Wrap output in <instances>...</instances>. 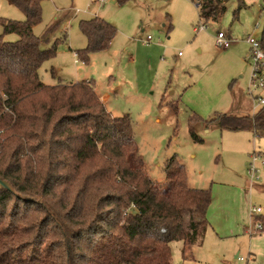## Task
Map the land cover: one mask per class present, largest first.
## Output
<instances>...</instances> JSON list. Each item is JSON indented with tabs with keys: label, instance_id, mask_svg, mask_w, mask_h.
I'll return each instance as SVG.
<instances>
[{
	"label": "trees",
	"instance_id": "trees-1",
	"mask_svg": "<svg viewBox=\"0 0 264 264\" xmlns=\"http://www.w3.org/2000/svg\"><path fill=\"white\" fill-rule=\"evenodd\" d=\"M6 1L24 19H0V178L13 191L0 189V264H171L174 242L186 260L209 227L210 189L190 188L176 157L164 164L165 184L155 185L143 171L129 116L113 117L93 81L43 84L38 72L55 57L57 41L45 49L47 37L33 34L42 0ZM191 1L207 24L220 21L229 0ZM78 28L86 40L76 51L83 64L116 34L98 17ZM259 41L264 49V29ZM202 121L188 118L194 141ZM205 123L262 135L264 106Z\"/></svg>",
	"mask_w": 264,
	"mask_h": 264
},
{
	"label": "rangeland",
	"instance_id": "rangeland-1",
	"mask_svg": "<svg viewBox=\"0 0 264 264\" xmlns=\"http://www.w3.org/2000/svg\"><path fill=\"white\" fill-rule=\"evenodd\" d=\"M262 3L244 0L239 7L235 0H229L220 21L204 24L206 30L197 32L203 22L191 0H133L124 5L115 0L102 4L93 0L41 2V21L33 34L40 39L47 37L45 49L57 41L55 57L39 69L42 83L54 86L93 81L97 95L109 97L105 107L113 117L129 116L148 178L163 186L164 164L176 157L185 167L190 188L211 191L209 227L245 236L244 241L224 239L229 244L223 250L210 247L204 239L186 260L181 256V243H171V264H252L247 240L260 235L255 225L264 217V199L254 188L246 196L242 189L264 184L262 169L258 180H251L247 171L253 152L264 156V135L223 132L214 124H207L206 134L204 124H197L195 135L200 140L194 141L187 119L192 113L206 121L229 111L235 116L246 115L252 99L248 87L253 62L245 39H260L264 29ZM95 16L115 28V37L106 51L92 54L86 64H75L74 52L86 46L79 22ZM0 19L23 21L24 16L6 0H0ZM166 20L171 24L168 32ZM218 32L229 34L232 41L227 48L216 45ZM147 37L151 41L144 44ZM4 39L16 41L17 37L7 35ZM259 95L264 92L253 93ZM176 101L178 114L172 106ZM237 103L243 104L241 108ZM247 113L252 114L251 110ZM251 207L260 208V215L252 216ZM253 245L250 252L254 264H264L262 251ZM237 253L238 259H234Z\"/></svg>",
	"mask_w": 264,
	"mask_h": 264
},
{
	"label": "built area",
	"instance_id": "built-area-1",
	"mask_svg": "<svg viewBox=\"0 0 264 264\" xmlns=\"http://www.w3.org/2000/svg\"><path fill=\"white\" fill-rule=\"evenodd\" d=\"M102 4L105 3L106 0H93ZM206 30V26L202 23L200 26L196 28L195 31H204ZM151 41L150 37L144 41V44H149ZM245 42L248 44L251 51V59L253 62V70L250 76V83L248 87L249 95L252 97L251 102L253 109L257 110L264 106V95L253 96L255 91L264 92V49L262 48L260 41L254 39L252 36H249L245 39ZM215 43L217 46L222 48H227L229 45V40L225 37V35L221 32L217 33L215 37ZM75 62H80L77 55L74 54ZM258 164V165H257ZM259 168L264 171V158L259 154L252 153L251 155V163L248 165V174L251 180L259 179ZM260 208L251 207L250 214L252 216L260 214ZM255 231L257 233L264 232V225L261 223H257L255 225Z\"/></svg>",
	"mask_w": 264,
	"mask_h": 264
},
{
	"label": "crops",
	"instance_id": "crops-1",
	"mask_svg": "<svg viewBox=\"0 0 264 264\" xmlns=\"http://www.w3.org/2000/svg\"><path fill=\"white\" fill-rule=\"evenodd\" d=\"M131 1H133V0H130L129 2H131ZM195 9H196V7H195ZM198 14V13H197ZM168 16V15H167ZM96 17V16H95ZM89 18H92V17H89ZM89 18H87V19H89ZM98 18H100V17H98ZM102 19V18H101ZM104 20V19H103ZM168 21L169 20H166V24L164 25L165 27H166V30H167V32L168 31H170V29L168 30V25L170 24V23H168ZM108 23V22H107ZM171 25V24H170ZM219 33V32H218ZM224 34V33H223ZM225 35V37L229 40V42L230 41H232L231 39H230V37H229V34H224ZM115 37V36H114ZM114 39V38H113ZM231 43V42H230ZM111 45V44H110ZM110 47V46H109ZM108 47V48H109ZM74 54H76V52H74ZM74 54H73V57H74ZM74 63L75 64H77L76 62H75V57H74ZM78 63H80V64H83V63H81V62H78ZM86 81V80H85ZM76 83V82H75ZM99 97H100V100H101V102L104 104V106H106L107 105V103H108V101H109V97L107 96V95H103V96H101V95H98ZM178 103H177V101H176V103L174 104L175 105V107L176 106H178L177 105ZM232 106H234V104H231ZM236 105H239L238 103L236 104ZM243 105V104H242ZM242 105H239L238 107H240L241 108V106ZM232 106H231V109L230 110H232L233 108H232ZM249 110H251V112H252V114L253 113H255L256 112V110L255 109H253V106H252V102L251 103H248L247 104V111H246V115H251V114H248L247 112H249ZM175 111V114H178V107H176V110H174ZM231 111H229V112H226V113H222V114H229V115H231V113H230ZM191 115H196V114H194V113H192V114H190L189 116H188V118L191 116ZM218 115H220V114H218ZM196 116H198V115H196ZM217 116V115H216ZM243 116H245V115H243ZM199 117V116H198ZM202 119V118H201ZM203 120V119H202ZM187 121H188V119H187ZM204 121V122H203ZM200 124H204V128H203V131H204V133H208L209 132V128H207L206 126H207V124L205 123L206 122V120H203ZM223 132H226V131H223ZM245 132H251V133H253L254 134V132L253 131H245ZM262 135H264V134H262ZM254 153V152H253ZM252 155V154H251ZM262 157L264 158V156L262 155ZM252 184H250V186L248 185L247 186V188L246 189H242V190H244V195L246 196V195H249L252 191H251V188H254V190L255 191H257L258 193H261V197L264 199V184L263 185H252ZM249 192V193H248ZM245 196H244V200H243V207H244V209L246 208V206H245V204H246V198H245ZM250 197V196H249ZM211 202H212V195H211ZM261 213V212H260ZM258 215H260V214H258ZM207 216H208V211H207ZM207 220H208V217H207ZM209 221V220H208ZM227 224V223H226ZM232 224V223H231ZM230 224V225H231ZM210 225V224H209ZM228 225V224H227ZM233 225V224H232ZM225 232H227V231H225ZM220 233V231H218V229H217V227H213V226H210V227H208L207 228V230H206V233H205V236H204V239H205V242L207 243V245H209L210 247H212V248H215V249H218V250H223V248H224V246L228 243L229 244V242L228 241H224V239H231V238H233V239H237V238H239V239H241V240H246L245 239V236L244 235H242V236H240V235H238V234H235L232 230H230V233ZM220 234H222V236H220ZM224 236V237H223ZM227 236V237H226ZM256 240H247V255H248V260L250 261V262H252V264H254L255 262H253L254 260V255L250 252V250H251V248H252V245H253V243L251 242V241H254L255 242V244L253 245V246H255V247H259L260 248V250L262 251V253H261V255H262V261L264 262V232H260V235H258L256 238H255ZM204 241V240H203ZM224 241V242H223ZM206 245V246H207ZM238 254L239 253H237L235 256H234V259H238ZM240 259H242V258H240Z\"/></svg>",
	"mask_w": 264,
	"mask_h": 264
},
{
	"label": "water",
	"instance_id": "water-1",
	"mask_svg": "<svg viewBox=\"0 0 264 264\" xmlns=\"http://www.w3.org/2000/svg\"><path fill=\"white\" fill-rule=\"evenodd\" d=\"M0 189L12 191L10 184L0 178ZM13 192V191H12Z\"/></svg>",
	"mask_w": 264,
	"mask_h": 264
}]
</instances>
